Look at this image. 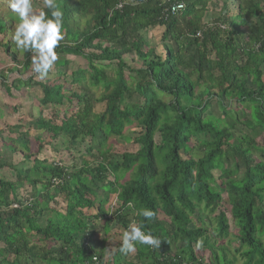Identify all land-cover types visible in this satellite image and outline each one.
<instances>
[{"label": "trees", "instance_id": "1", "mask_svg": "<svg viewBox=\"0 0 264 264\" xmlns=\"http://www.w3.org/2000/svg\"><path fill=\"white\" fill-rule=\"evenodd\" d=\"M182 1L171 14L160 0H56L64 39L44 79L0 6V88L32 89L41 113L0 127V170L14 178L0 174V264H116L98 229L119 250L133 221L161 245L121 264H264V0ZM71 58L85 64L67 72ZM110 137L136 151L113 152ZM46 146L59 159L40 157ZM73 152L90 159L67 165Z\"/></svg>", "mask_w": 264, "mask_h": 264}, {"label": "clouds", "instance_id": "2", "mask_svg": "<svg viewBox=\"0 0 264 264\" xmlns=\"http://www.w3.org/2000/svg\"><path fill=\"white\" fill-rule=\"evenodd\" d=\"M9 7L19 21L14 26L11 39L18 51L32 54L31 70L39 74L40 79H44L59 58L56 49L64 39L63 12L56 0H43V8L38 10L34 7L33 0H9ZM44 9L50 11V16ZM12 206L17 207L16 204ZM138 214L146 220H151L155 215L154 211L146 208L140 209ZM144 227L143 223L135 221L128 225L122 233L120 253H134L137 245H161V241L150 231L146 232ZM202 245L203 241H198L196 247Z\"/></svg>", "mask_w": 264, "mask_h": 264}, {"label": "rangeland", "instance_id": "3", "mask_svg": "<svg viewBox=\"0 0 264 264\" xmlns=\"http://www.w3.org/2000/svg\"><path fill=\"white\" fill-rule=\"evenodd\" d=\"M128 1V0H127ZM0 6L2 7H9V2L4 1V0H0ZM212 14L207 12L204 16V21L209 20L211 18ZM145 35L150 37V44L156 47L157 53H161V45L159 44L158 40H159V35H160V31L158 30H154L151 33H146ZM9 38V37H8ZM7 38V39H8ZM1 55H0V71H2L3 67L6 65L8 66V61H4L1 59ZM72 59V62H70V64L66 67L67 72H70L72 70H74L75 68H77L78 66L85 64V62H83V60L81 59ZM124 59L126 61V63L128 64L129 67H138L139 66V61L135 58L134 60H130V57H128L127 55L124 56ZM83 62V63H82ZM26 75H28L27 73H25ZM24 73H21L20 75H22L23 77H25ZM14 75V74H12ZM11 74L9 75V78H12ZM32 89H28L29 93L28 94H23L21 96H15V97H8L4 90L2 88H0V127H5L7 123H13L15 121H17L18 119H22L24 121L29 120V116H31V118H36L38 116V114L40 115V111H39V107L37 105V101L34 100V98H32ZM100 89L96 90L94 92V96H97L100 93ZM136 95L134 96V100L136 99ZM15 108V110L13 109ZM101 109L100 105H98L95 108L96 112H99ZM215 111H217V108H214ZM47 110H45L46 113ZM43 112V114H45ZM231 119H228V121L230 122ZM33 132L30 133L29 135V140H30V150L35 151L36 149V145L37 142L35 140V136L34 133L35 131L32 130ZM89 141V140H88ZM94 142H97V139H94V141L91 142V144H94ZM192 143V140H191ZM86 144V143H84ZM108 144L112 145V151L115 153H122V152H134L136 151L135 149L137 148L136 145H132L130 143V141H122V140H117L114 137H110L108 140ZM83 146H80V149H82ZM80 152H73V156L74 157H68L63 155L61 159L64 160L65 163H67V165L73 164L75 163L77 166H79L82 162V160L86 159L89 160V156L80 158L79 155ZM196 156H198L200 154V151H196L195 152ZM40 157H50V159H59V156H57L54 152H52L50 147H45L39 154ZM214 175L217 176V171L215 170ZM0 174L6 178V179H10L13 180V173L12 171H10L9 169H2L0 170ZM26 190H29L27 187H24L21 189V193L24 194L26 192ZM227 219H228V231L232 234L236 233V229L235 226L230 218V215L227 214ZM98 239H105V243H104V255L107 257L105 258L106 261H111V259L115 258L116 259V264H121L122 261H128L130 258H132L134 256V253L128 254V255H124L122 253H120L119 250L115 249V244L113 241H111V239H109L111 237V232L108 234H104V232L101 230V228L98 229ZM232 247L235 246V241L232 240ZM114 260V259H113ZM105 261V262H106ZM240 262H236V264H239Z\"/></svg>", "mask_w": 264, "mask_h": 264}, {"label": "built area", "instance_id": "4", "mask_svg": "<svg viewBox=\"0 0 264 264\" xmlns=\"http://www.w3.org/2000/svg\"><path fill=\"white\" fill-rule=\"evenodd\" d=\"M160 1L167 4L165 11L166 12L168 11L171 14L176 13L177 11L181 10L184 7V2L182 0H177L174 2H172L173 0H160ZM181 4L183 5V7H179V5ZM117 7H120V4ZM255 47L264 49V36L259 42L256 43Z\"/></svg>", "mask_w": 264, "mask_h": 264}]
</instances>
